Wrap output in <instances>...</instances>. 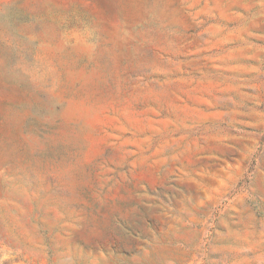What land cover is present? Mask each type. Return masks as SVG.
<instances>
[{"label":"rangeland","instance_id":"rangeland-1","mask_svg":"<svg viewBox=\"0 0 264 264\" xmlns=\"http://www.w3.org/2000/svg\"><path fill=\"white\" fill-rule=\"evenodd\" d=\"M0 264H264V0H0Z\"/></svg>","mask_w":264,"mask_h":264}]
</instances>
